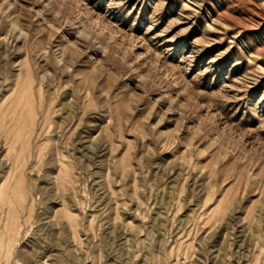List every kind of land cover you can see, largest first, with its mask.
<instances>
[{"label":"rangeland","instance_id":"rangeland-1","mask_svg":"<svg viewBox=\"0 0 264 264\" xmlns=\"http://www.w3.org/2000/svg\"><path fill=\"white\" fill-rule=\"evenodd\" d=\"M0 264H264V0H0Z\"/></svg>","mask_w":264,"mask_h":264}]
</instances>
